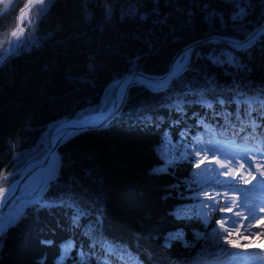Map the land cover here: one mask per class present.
Instances as JSON below:
<instances>
[{
	"label": "trees",
	"instance_id": "1",
	"mask_svg": "<svg viewBox=\"0 0 264 264\" xmlns=\"http://www.w3.org/2000/svg\"><path fill=\"white\" fill-rule=\"evenodd\" d=\"M205 2L228 27L218 24L213 29L202 19L204 10L193 4ZM24 3L14 0L12 11L0 20V40L16 28ZM251 3L248 29L264 17L262 0ZM26 12L23 39L30 38L32 43L0 65V169L5 174L16 169L19 176L43 159L50 130L76 119L77 114L92 116L94 109L103 106L108 89L129 74L137 57L145 71L162 74L179 49L193 40L213 31L242 38V32L230 26L231 0H46L42 21L34 25L29 19L35 20V9ZM183 12L194 13L191 30H181ZM165 18L166 26L156 23ZM174 27L178 41L170 31ZM4 52L0 51V57ZM237 56L246 69L201 60L193 73L186 74L190 83L185 88L159 95L132 89L130 101L109 127L83 132L63 144L57 152L60 188H50L45 195L50 201L66 200L69 206L29 207L0 238V264H38L40 260L54 264L65 241L73 247L64 264H77L81 253L84 264H95L101 261L100 253H112L114 248L119 249L114 253L118 261L132 264L136 258L140 264H214L225 259L218 245L240 255L257 250L254 235L237 239L234 233L235 245H225L209 230L218 216L227 217L220 207L237 204L251 184L240 180V191L221 199L215 211L194 204L190 196L181 199L179 192L188 189L175 187L178 182L199 183L211 177L209 168L226 170L214 165L211 156L200 169L180 162L187 159V153L177 155L181 133L200 143L197 133L208 128L205 142L236 155L230 142L233 131L212 140L213 128L264 117V43ZM198 120H204V125ZM160 167L166 170L152 173ZM0 186L7 183L0 180ZM201 200L211 203L203 194ZM77 210L84 215L73 223L72 213ZM193 215L204 219L186 218ZM217 228L224 235V229ZM178 231L183 241L169 240L171 247H165V237ZM206 231L207 238L201 239ZM46 240L53 243H41ZM226 264L236 261L228 257Z\"/></svg>",
	"mask_w": 264,
	"mask_h": 264
},
{
	"label": "snow or ice",
	"instance_id": "2",
	"mask_svg": "<svg viewBox=\"0 0 264 264\" xmlns=\"http://www.w3.org/2000/svg\"><path fill=\"white\" fill-rule=\"evenodd\" d=\"M48 3L51 0H47ZM264 3V0H262ZM233 6V13L229 20L230 26L233 30L242 32V38H231L227 35H218L213 31L206 38L201 40H193L191 43L185 44L177 54L172 58L167 70L162 74H156L147 72L144 70L143 65L139 63L140 57L132 62L133 66L130 69L127 78L117 80L107 92L105 96L103 106L99 109L93 110V115L88 116L77 114L75 120L65 121L64 125H56L50 130L48 140V148L43 159L37 164L29 167V170L22 177L17 175V170L7 172L5 169H0V180L7 183V187L0 186V205H7L11 200H15V193L19 190L18 181L31 180L30 196L25 202L16 208L15 214L7 218V220L0 219V238H2L9 227L14 226L20 218L24 217L26 207L35 206L37 208H52V207H68L69 202L66 200H54L50 201L46 197V193L50 188L59 189L60 179L58 157L56 150L67 138H70L77 133L86 132L92 128L97 130L107 128L111 125L112 121L117 119L123 112L125 106L131 99V90L134 88H140L153 95H159L167 91H171L177 87L185 88L190 81L186 79V74L193 73L195 71V65L201 60H206L215 66L226 65L229 67H235L237 70L246 69L247 66L242 64L237 56V53L247 54L250 49L258 44L264 43V17L261 22L253 29L247 28V17L249 10L253 7L251 0H231ZM0 20L6 18L7 14L12 11L13 0H0ZM46 6V0H26L23 7L19 8V15L17 16L16 28L5 34V39L0 40V51H6L10 54H15L18 50H22L31 45L30 38L21 39L18 35V31L23 33L24 28L21 26L28 11L35 9V20L29 19V24L34 25L42 21ZM178 9L180 6H177ZM194 8L203 9L202 19L206 23H210L213 29L218 24H223L228 27L227 21L223 20L211 6L205 2L202 4H193ZM110 15V11H109ZM184 21L181 30H191L194 26V13L183 12ZM147 17H143L146 19ZM156 23L161 26H166L168 20L158 19ZM173 33V40L178 41L180 38L174 35L175 27L170 29ZM15 38V39H12ZM7 43V48L4 49L3 45ZM150 49L155 50V45L149 42ZM207 48L208 51L204 52L203 49ZM215 49V50H213ZM3 57H0V63H3ZM209 108L212 105H207ZM204 120H198V124L203 126ZM243 124V126H240ZM211 127V125H209ZM233 131V136L230 140L234 145V151L237 155H227L222 151H219L211 142H205L204 137L208 135V128L204 129L203 133H197L200 137V143H197L193 139H189L186 133H181L179 147L180 152L178 156H183L187 153V159L180 162H186L194 169H200L205 161L211 156L214 165H217L220 169H226L224 171L217 172L216 167L209 168L208 171L213 173L211 177H207L199 183L193 181L192 184H184L178 182L175 186L177 190L180 188H187L188 192H179L180 198L185 199L190 196L194 204H200L202 208L215 209L220 205V200L227 197L229 193L240 191L238 183L243 180L245 184H251L252 181H256L253 188H256L260 192H264V117H261L259 121L253 120L251 123L240 121L237 123L233 121L230 126L217 125L213 128L212 140H218L220 133H228L229 130ZM55 131V135L52 132ZM167 135V133H165ZM251 139L255 143L249 145L247 141ZM241 141L244 142L241 145ZM191 145V147H189ZM193 155L195 159H193ZM19 154H17V157ZM14 157V159H17ZM202 157V158H201ZM232 165V167H228ZM239 165L238 168L235 166ZM18 168V164H17ZM245 170L243 173L241 170ZM253 169L258 173L253 174ZM166 170L162 167L153 168V174H160L161 171ZM224 176L225 180H220L219 177ZM251 177V180L245 177ZM230 177V178H229ZM189 179H192V174H189ZM235 182V183H234ZM247 191V189H245ZM201 194H203L207 200L211 203H204L201 200ZM75 207V205H73ZM235 209V211H234ZM222 213H233L236 217H241L240 220H233L231 216H218L215 224L211 226L210 231L213 235L217 236V240H222L225 245H235L234 240L231 238L234 233H238L237 239L242 235L247 238L250 235L260 236L264 238V224H260L259 227L262 231L251 232L254 226V222L260 219H264V216H258L253 206L248 205L246 202L241 201L239 204L224 203L220 207ZM261 212H264V206L261 207ZM84 215L82 210H77L72 213L73 223L76 222L79 216ZM191 219H201V216L193 215L192 217H186ZM241 227L238 228L237 225ZM226 225V226H225ZM224 229V235L218 234V228ZM205 228L208 229V224L205 223ZM243 229V231H241ZM201 239L207 238V231ZM169 240H181L183 241L182 231H178L175 234L170 233L168 237H165V247H171ZM42 244L51 245L53 241L46 240L41 241ZM185 246L188 244L184 241ZM2 246V245H0ZM238 246V245H237ZM61 252L54 264H64V261L68 258V252L73 247L71 241H65L61 246ZM119 249L114 248L112 253H100L102 264H132V261L124 262L118 261L115 252ZM217 251L220 256L225 259H218L214 264H226L228 257H232L236 264H248V262L255 261L258 264L260 257L256 254L257 250H251L246 255H240L239 253L228 252L222 245L217 246ZM259 251L264 252V249ZM84 254L81 253V259L77 264H84ZM101 261L95 262V264H101ZM38 264H44L43 260L38 261ZM136 264H140L138 258H136Z\"/></svg>",
	"mask_w": 264,
	"mask_h": 264
},
{
	"label": "rangeland",
	"instance_id": "3",
	"mask_svg": "<svg viewBox=\"0 0 264 264\" xmlns=\"http://www.w3.org/2000/svg\"><path fill=\"white\" fill-rule=\"evenodd\" d=\"M0 8H2V7H0ZM24 21H25V17L23 19L22 25H23ZM17 23H18V21H17ZM17 23H16V25H17ZM18 35L21 37V39H23V33L18 32ZM12 55L13 54H9L8 56H6V51H5L3 56H2L3 59L5 58L4 62L9 57H11ZM3 63H0V65L3 64ZM71 120H75V119H71ZM71 120H67V121H71ZM235 154L237 155L236 152H235ZM57 157H58V153H57ZM58 161H59V159H58ZM58 167H59V164H58ZM235 167L238 168L239 165H236ZM244 171L245 170H243V169L241 170L242 173ZM253 174L257 175V177L259 179L258 173L255 172V169H253ZM245 178L248 179V180H251V177H247L246 176ZM255 184H256V181H252V183H251L252 186L250 185L248 187L247 191L242 193V195L240 197V200L237 202V204H239L241 201L246 202L248 205L253 206L255 208L256 213H257L258 216H264V212H261V207L264 206V192H260L256 188H253V185H255ZM26 190H27L26 187L22 188L20 194L22 195L23 193L26 192ZM227 216H231L233 218V220H240L241 219V217L234 216L233 213H227ZM260 224H264V219H260L258 221H255L254 222V226L251 229H249V231H251V232H260V231H262L261 228L259 227ZM237 227L240 228L241 226L238 224ZM241 231H243V229H241ZM235 234H236V236H238V233H235ZM250 236H248V237H250ZM254 236L258 238V241L255 240L256 241V245H257L256 254L260 257V259L258 261V264H264V252L259 251L260 249H264V238H261L260 236H256V235H254ZM240 237H243V236L241 235ZM248 264H257V262L251 261V262H248Z\"/></svg>",
	"mask_w": 264,
	"mask_h": 264
},
{
	"label": "bare ground",
	"instance_id": "4",
	"mask_svg": "<svg viewBox=\"0 0 264 264\" xmlns=\"http://www.w3.org/2000/svg\"><path fill=\"white\" fill-rule=\"evenodd\" d=\"M0 7L3 8V5H0ZM21 21V25H22ZM19 32V31H18ZM15 39V38H12ZM10 53L6 52V56H8ZM58 163V161H57ZM31 180H23L21 182H18L19 190L15 193V200H11L7 205H0V219L7 220V218L11 215L15 214V210L17 207H19L21 204H25L27 199L30 196V187H31ZM26 187L27 190L22 195L20 194L22 188Z\"/></svg>",
	"mask_w": 264,
	"mask_h": 264
},
{
	"label": "water",
	"instance_id": "5",
	"mask_svg": "<svg viewBox=\"0 0 264 264\" xmlns=\"http://www.w3.org/2000/svg\"><path fill=\"white\" fill-rule=\"evenodd\" d=\"M4 60H5V58H4ZM129 75V74H128ZM128 75H126L125 77H123L122 79H124V78H127L128 77ZM72 121V120H71ZM59 125H61V126H63L64 125V122L63 123H61V124H59ZM90 130H96L95 128H92V129H90ZM89 131V130H88ZM81 133H83V132H81ZM81 133H77L76 135H74V136H72V137H70V138H67L62 144H60V146L57 148V150H56V155H57V151H58V149L63 145V144H65L66 142H68L69 140H71L72 138H74L75 136H77V135H79V134H81ZM56 133H55V131H53L52 132V135L54 136ZM49 139H50V137H49ZM58 164H59V161H58ZM22 177V176H21ZM21 181H23V180H20V181H18V182H21ZM34 206V205H33ZM29 207H31V206H29ZM29 207H26V209H25V211L29 208ZM10 228V227H9Z\"/></svg>",
	"mask_w": 264,
	"mask_h": 264
}]
</instances>
